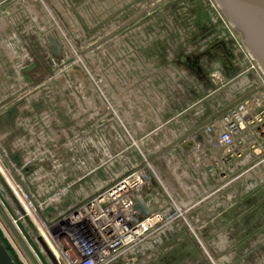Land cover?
Segmentation results:
<instances>
[{
	"label": "rangeland",
	"instance_id": "obj_1",
	"mask_svg": "<svg viewBox=\"0 0 264 264\" xmlns=\"http://www.w3.org/2000/svg\"><path fill=\"white\" fill-rule=\"evenodd\" d=\"M218 12L212 0H0L7 185L140 163L182 133L184 121L213 113L204 90L225 63L206 57L221 34ZM201 53L204 65L189 59ZM237 145L223 162L222 190L207 193L208 222L162 247L152 264H264V135ZM5 212L15 218L0 182V239L22 264Z\"/></svg>",
	"mask_w": 264,
	"mask_h": 264
},
{
	"label": "built area",
	"instance_id": "obj_2",
	"mask_svg": "<svg viewBox=\"0 0 264 264\" xmlns=\"http://www.w3.org/2000/svg\"><path fill=\"white\" fill-rule=\"evenodd\" d=\"M218 13L221 34L214 32L206 50V57L225 60L204 90V99L215 102L213 113L198 120L206 108L195 110L182 133L152 157L142 154L140 163L102 173L79 167L72 176L17 183L27 202L13 193L21 210L12 200L15 218L7 213L4 222L22 264H152L162 247L208 222L207 193L222 190L225 157L240 151L237 144L264 135V79ZM202 55L189 58L204 65Z\"/></svg>",
	"mask_w": 264,
	"mask_h": 264
},
{
	"label": "water",
	"instance_id": "obj_3",
	"mask_svg": "<svg viewBox=\"0 0 264 264\" xmlns=\"http://www.w3.org/2000/svg\"><path fill=\"white\" fill-rule=\"evenodd\" d=\"M212 1L264 79V0ZM0 182L20 209L13 192L1 174ZM0 264H17L1 239Z\"/></svg>",
	"mask_w": 264,
	"mask_h": 264
},
{
	"label": "bare ground",
	"instance_id": "obj_4",
	"mask_svg": "<svg viewBox=\"0 0 264 264\" xmlns=\"http://www.w3.org/2000/svg\"><path fill=\"white\" fill-rule=\"evenodd\" d=\"M0 170H1V172H2V167L0 166ZM8 177V176H7ZM8 181V184H9V187L11 188V190H13L14 191V194L16 195V197L18 198V200L20 201V203H22V204H26V199H25V197H24V200H23V198H22V196L20 195V194H23V193H19L18 192V190H17V188L13 185V183H12V181H11V183H10V180H7ZM25 201V202H24ZM26 208V207H25ZM5 214H7L6 212H5ZM8 224V223H7ZM9 226V225H8ZM12 232V231H11ZM13 241H14V238H13ZM13 243V242H12ZM14 243H15V241H14ZM14 243H13V245H14ZM16 246H17V248L19 249V247H18V245L17 244H15ZM14 245V246H15ZM20 250V249H19ZM20 253H22L21 251H20ZM19 253V254H20ZM20 256H21V260L23 261L24 260V258L22 259V255L20 254Z\"/></svg>",
	"mask_w": 264,
	"mask_h": 264
}]
</instances>
